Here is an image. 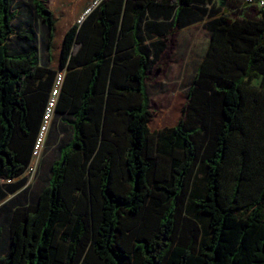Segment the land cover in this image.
<instances>
[{"label": "trees", "instance_id": "trees-1", "mask_svg": "<svg viewBox=\"0 0 264 264\" xmlns=\"http://www.w3.org/2000/svg\"><path fill=\"white\" fill-rule=\"evenodd\" d=\"M91 1L33 0L44 66L0 0V180L30 167L60 72L53 116L72 130L35 204L12 212L0 264H264V18L209 12L182 118L152 131L146 80L167 39L147 41L202 21L211 0H103L78 23ZM200 163L204 227L184 224Z\"/></svg>", "mask_w": 264, "mask_h": 264}, {"label": "rangeland", "instance_id": "rangeland-1", "mask_svg": "<svg viewBox=\"0 0 264 264\" xmlns=\"http://www.w3.org/2000/svg\"><path fill=\"white\" fill-rule=\"evenodd\" d=\"M54 0H45L47 8ZM91 1L77 18V21L88 10ZM238 7V11L232 9ZM222 7L231 19L260 18L261 13L255 6L242 5L237 0L223 1ZM247 7V8H245ZM13 10L15 19L13 27L16 32H26L32 27L37 34V47L40 63L48 64L46 44V27L36 16L33 0H14ZM189 32V33H188ZM188 36L197 40L190 53ZM178 39V40H177ZM208 33L203 24H197L185 32H176L169 39V47L158 62L151 68L146 80V91L149 98V108L152 113V131L161 130L175 125L182 118V111L187 103V91L192 84L196 69L197 56L201 55L207 44ZM26 41L17 35L9 40L12 52L23 50ZM256 85L259 81L254 82ZM72 139V130L68 119L54 115L44 133V137L37 146V153L25 174L17 179L0 180V187L7 188V194L0 200V254H5L9 241V221L12 212L17 207H26L35 204L40 191L48 185L52 173V165L60 158V151ZM206 186V168L200 163L196 169L191 187V198L184 215V224L204 227L206 220L198 207L192 204Z\"/></svg>", "mask_w": 264, "mask_h": 264}, {"label": "built area", "instance_id": "built-area-1", "mask_svg": "<svg viewBox=\"0 0 264 264\" xmlns=\"http://www.w3.org/2000/svg\"><path fill=\"white\" fill-rule=\"evenodd\" d=\"M102 1L103 0H93L91 6L78 20V23H81L82 20L84 19V17L87 16L90 13V11H92L94 8H96ZM239 1H241V3H243L244 5L257 7V9L261 13L262 17L264 18V0H239ZM63 80H64V73L60 72L56 78L55 85L52 89L51 98H50L49 103H48L46 115L44 118V122H43V125L41 128L39 138H38L37 146H38L39 142H41V140L43 139L44 133L46 132V130L49 126V123L52 120L54 109H55L56 104H57V98L59 96ZM36 151H37V147H36Z\"/></svg>", "mask_w": 264, "mask_h": 264}, {"label": "crops", "instance_id": "crops-1", "mask_svg": "<svg viewBox=\"0 0 264 264\" xmlns=\"http://www.w3.org/2000/svg\"><path fill=\"white\" fill-rule=\"evenodd\" d=\"M223 1H232V0H211L210 2H206L204 5H200L199 7L200 8H203V9H207V12L204 14V19L202 20V21H198V22H195V23H192V24H190V25H188V26H186V27H183V28H179V27H176L172 32H171V34H168L167 36H165L164 38H159V36H157V35H155V36H153V38H151V40H148L147 42H154V41H158V40H165V39H167L166 40V43H167V49H168V45H169V39L171 38V36L174 34V33H176V32H185V31H187V30H189V29H191L193 26H195V25H197V24H203L204 25V27H205V30L207 31V33H208V40H207V44H206V46H205V48H204V51L202 52V54L201 55H198L196 58H197V60H196V68H197V66L200 64V62L202 61V59H203V57H204V55H205V52H206V50H207V48H208V45H209V42H210V32L208 31V29H207V27H206V24H207V22L209 21V12L213 9H215V10H218L219 11V15H221V14H225L226 16L228 15V13L226 12V10L222 7V2ZM237 1H239V0H237ZM239 2H241V1H239ZM242 5H244L243 3H242ZM245 6V5H244ZM245 8H247V7H245ZM232 9H234V10H236V11H238L239 9H238V7H236V6H233L232 7ZM227 17H229V16H227ZM230 18V17H229ZM189 33V32H188ZM178 40V39H177ZM196 38L195 37H190V36H188V41L190 42V45H192L191 47H189V49L187 50V53L189 54L190 53V51H191V48H193V44H194V42H196ZM167 49L165 50V52L167 51ZM164 52V53H165ZM163 53V54H164ZM163 54L161 55V56H163ZM160 56V57H161ZM195 71H196V69H195ZM194 75H195V73H194Z\"/></svg>", "mask_w": 264, "mask_h": 264}]
</instances>
